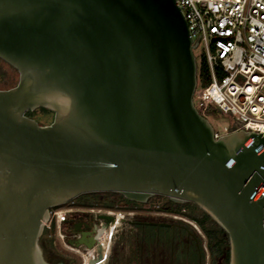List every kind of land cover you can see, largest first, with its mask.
Listing matches in <instances>:
<instances>
[{
	"label": "water",
	"instance_id": "95a60500",
	"mask_svg": "<svg viewBox=\"0 0 264 264\" xmlns=\"http://www.w3.org/2000/svg\"><path fill=\"white\" fill-rule=\"evenodd\" d=\"M197 46L176 0H0V60L19 73L0 91V264H49L51 211L97 193L193 204L229 264H264V135L215 138ZM40 109L51 125L26 116Z\"/></svg>",
	"mask_w": 264,
	"mask_h": 264
},
{
	"label": "built area",
	"instance_id": "2783aa9c",
	"mask_svg": "<svg viewBox=\"0 0 264 264\" xmlns=\"http://www.w3.org/2000/svg\"><path fill=\"white\" fill-rule=\"evenodd\" d=\"M201 50L211 83L195 97L214 106L241 130L264 135V0H176ZM197 60V59H196ZM198 64V63H197ZM196 227V226H195ZM197 228V227H196Z\"/></svg>",
	"mask_w": 264,
	"mask_h": 264
},
{
	"label": "trees",
	"instance_id": "16d2710c",
	"mask_svg": "<svg viewBox=\"0 0 264 264\" xmlns=\"http://www.w3.org/2000/svg\"><path fill=\"white\" fill-rule=\"evenodd\" d=\"M197 77L200 88L208 87L212 81L205 60H200L198 63ZM196 108L204 117L202 114L203 109ZM40 110L49 112L44 109ZM30 113L28 112L27 116L31 117ZM80 199L83 200L81 205L88 207L102 206L110 208L113 206L112 202L114 204L120 202L131 203L121 195L114 193L87 194ZM137 205L138 207L142 206V204ZM158 210L169 215L186 218L199 229L182 220H178L179 222L176 225H170L169 227L153 225L151 222L139 223V228L145 234L146 245L150 247L158 244L162 247L163 251L159 264H229L228 235L198 207L190 203L174 204L168 200ZM195 211H200L201 214L196 215ZM204 245L206 249H204Z\"/></svg>",
	"mask_w": 264,
	"mask_h": 264
},
{
	"label": "rangeland",
	"instance_id": "374dc122",
	"mask_svg": "<svg viewBox=\"0 0 264 264\" xmlns=\"http://www.w3.org/2000/svg\"><path fill=\"white\" fill-rule=\"evenodd\" d=\"M201 50L202 49L200 48L194 52L197 63H199L200 61ZM18 83L19 73L0 60V91L10 90L16 87ZM199 89L200 86L198 90ZM194 102L196 107L203 109L202 114L210 122L216 133L222 134L225 128L231 127L232 119L230 116L222 114L214 106H209L208 108L204 109L200 105L199 98L197 96L195 97ZM30 114L29 115L31 116V118L37 121V123L41 126H47L54 120L53 115L49 112L37 110L35 112H31ZM167 201L168 199L164 197H152L146 204L139 207L137 213L138 221L141 224L151 222L156 224H169L171 226H174L177 224V222H179L178 220H182L195 227V224L190 222L186 218L169 215L159 211L158 209L166 204ZM70 209L71 206L67 205L60 209L59 212H65ZM93 211V217L97 218L100 214V211L102 210L99 208H95L93 209ZM195 214L200 215L201 212L195 211ZM133 216L134 215L129 212H118L116 215L117 219L113 223V226L110 228V230L107 229L109 223H107L106 221L101 222L103 228L100 236L101 243L96 247L95 251L96 253H98L96 254V257L101 258L104 264H109L112 258L114 259V264H159L160 256L163 251L162 247L158 244L148 247L145 243L144 231L140 228L138 229V232L131 231L129 221L134 219ZM121 217L125 219L124 222L120 220ZM196 229L194 228V230ZM53 233L54 231L51 232V234ZM54 236L55 235L53 234V237ZM109 249L111 250V255L108 260H105L104 253L106 251H109ZM204 249H206L205 245ZM85 259L89 260L88 258ZM77 262L78 264H80L79 259L77 260Z\"/></svg>",
	"mask_w": 264,
	"mask_h": 264
},
{
	"label": "flooded vegetation",
	"instance_id": "af4514ba",
	"mask_svg": "<svg viewBox=\"0 0 264 264\" xmlns=\"http://www.w3.org/2000/svg\"><path fill=\"white\" fill-rule=\"evenodd\" d=\"M52 115L54 117V114ZM29 118L33 119L31 117ZM51 124L52 122L49 125ZM81 197H78L68 204L71 206L70 210L59 212L62 207L51 211L50 221L40 240L45 260L49 264H78V259L80 260V264H104L101 258L96 257L98 253L95 252L96 247L101 243L100 236L103 231L101 222L106 221L109 223L107 229L110 230L117 219L116 215L118 212L132 213L134 219L129 221L131 231L138 232L140 223L137 218L139 210L138 203L129 201L131 203L120 202L114 204L112 202L113 206L110 208L102 206L88 207L81 205L83 203V200L80 199ZM95 208L102 210L97 218H94L92 215V212H94L93 209ZM120 220L125 221L123 217ZM53 231L54 237L51 234ZM82 240L84 241L81 242ZM62 248L68 252H65ZM110 251L109 249V251L104 253L105 260H108L110 257ZM113 262L114 259L112 258L109 264H114Z\"/></svg>",
	"mask_w": 264,
	"mask_h": 264
},
{
	"label": "bare ground",
	"instance_id": "6f19581e",
	"mask_svg": "<svg viewBox=\"0 0 264 264\" xmlns=\"http://www.w3.org/2000/svg\"><path fill=\"white\" fill-rule=\"evenodd\" d=\"M105 242V241H104ZM96 252V251H95Z\"/></svg>",
	"mask_w": 264,
	"mask_h": 264
}]
</instances>
